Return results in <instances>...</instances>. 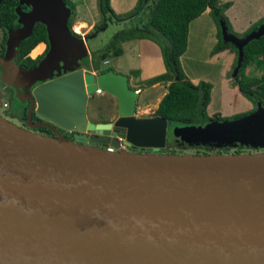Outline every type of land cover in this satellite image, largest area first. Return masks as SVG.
I'll list each match as a JSON object with an SVG mask.
<instances>
[{"label": "water", "instance_id": "95a60500", "mask_svg": "<svg viewBox=\"0 0 264 264\" xmlns=\"http://www.w3.org/2000/svg\"><path fill=\"white\" fill-rule=\"evenodd\" d=\"M15 11L21 27L8 33L0 67L14 68L21 41L44 26L47 52L18 78L31 89L27 121L32 113L41 121L27 127L54 136L0 116V264H264V151L159 154L167 121L135 117L138 93L127 78L76 70L87 48L71 36L63 0H18ZM220 27L238 50L235 76L243 47L264 34V24L242 39ZM98 93L115 98L113 123L88 121V98ZM57 128L93 135L89 142L105 147L74 144ZM175 133L188 143L264 150V106ZM120 139L153 153L120 151Z\"/></svg>", "mask_w": 264, "mask_h": 264}, {"label": "trees", "instance_id": "16d2710c", "mask_svg": "<svg viewBox=\"0 0 264 264\" xmlns=\"http://www.w3.org/2000/svg\"><path fill=\"white\" fill-rule=\"evenodd\" d=\"M74 15V7L63 0ZM16 0H0V30L4 36L15 30V8ZM98 11L105 23H110L114 19H120L128 23L122 30L115 33L107 42L99 54L104 60L109 56V52L119 43L132 40H148L156 44L160 50L164 73L141 81L146 87L153 85H164L166 94L159 102L155 115L160 114L167 121V134L179 128H190L204 125L210 122H222L247 116L256 110V104L261 102L264 106V34L258 39L251 40L243 47V59L237 74L233 76L232 88H236L241 96L249 101L253 108L248 113L236 115L231 118L222 117L219 113L208 114V105L211 101L212 85L208 82L199 81L192 83L184 74L180 58L187 50L188 29L190 23L197 19L201 14L208 10L209 16L216 25V43L210 55L229 51L234 55L232 71H234L237 60L238 50L232 43L224 42L221 34L220 22H224L228 33H232L231 25L225 15L231 3H220L219 0H137L135 6L124 14L117 15L110 6V0H98ZM71 16L68 21V29L74 39H81L79 34L72 32ZM105 24V25H106ZM264 24V18L260 19L256 26L250 27L245 32L243 38L249 33L256 31L259 26ZM96 27L93 30L96 31ZM19 29V28H18ZM94 31L89 34L92 36ZM46 31L42 24L37 23L32 34L21 41L17 49V62L25 57L24 65L36 67L41 59L32 60L26 55L30 52L39 53L46 43ZM116 56L119 51H114ZM29 53V54H30ZM254 64L256 69L261 72L260 77L255 78L247 75L246 70ZM81 63L79 62L78 67ZM112 70L111 67L99 71L105 73ZM134 78H138L137 71L133 72Z\"/></svg>", "mask_w": 264, "mask_h": 264}, {"label": "rangeland", "instance_id": "374dc122", "mask_svg": "<svg viewBox=\"0 0 264 264\" xmlns=\"http://www.w3.org/2000/svg\"><path fill=\"white\" fill-rule=\"evenodd\" d=\"M76 1L77 0L68 1L74 7V15L71 16V20H72L71 30L76 34H79L81 36L80 38L85 42L91 39L86 43V46L88 48L87 55L80 60L81 65L78 69L82 70L84 73L86 72V73H92L94 75H98L99 71L107 67V64L104 63V60L99 54V51L103 47H105L107 42L113 37L115 33L122 30V28H124V26H126L128 23H124V21L120 19H114L110 23L106 24L98 11V15H96L95 17H94L95 13L94 15L93 13H91L93 17L92 20L96 22L95 25L96 31L90 28L86 29L88 25L75 23L76 22L75 9L77 5L79 6V3L78 2L76 3ZM219 2L231 3V5L235 6L234 10L235 13L239 16L240 22L239 25H236L235 28H232L231 26L232 29L231 34L238 39H242L245 32L248 31L250 27L256 26L260 20L259 17H262V15L264 14V10H262L264 8V0H219ZM81 4L82 3H80V5ZM116 6H118L117 1H116ZM87 18L91 19L90 15H88ZM83 28L85 29L83 30ZM212 29H215L216 32V25L210 16L205 15L202 18L191 22L189 26V30H190L189 44L186 50V54L184 55L182 61L180 60V63L182 70L188 79L200 78L202 79V81L205 80L204 82H209L208 80H210V82H214V84H216L215 91L212 95V104L213 106H215V104L217 106L219 105L220 102V96H219L220 80H221L220 70L222 72L223 65H221V61L215 63L209 60L210 51L214 47V44L212 45L211 43H209L210 42L209 36L214 31ZM92 31H94V34L92 36L90 35V37H87L89 36V34H91ZM44 47H45V43H44ZM113 56H116L115 52L112 53L111 57ZM135 56H136V51H135ZM29 57L31 59L35 58L31 56ZM125 62L127 64L125 66H131V63H129V57L127 56L125 57ZM132 63L135 66L136 63L134 61ZM232 63L233 61L231 62V64H229V66H227V71L225 72V77L228 79L230 86L234 76L233 75L234 72L231 69ZM110 66L115 73L123 75L125 77L129 76L130 80L128 81V85L131 89L135 90L137 88H140L141 90L137 98L135 117L136 118L155 117L154 116L155 110L157 109L156 107H154V103H153L155 99H151L150 101L143 100V96L146 94L147 90L150 87H146L142 84H139L138 82L135 81V79L133 81V79H131L133 78L132 75L131 74L127 75V73L118 65H116L114 62H112ZM137 73L139 74V72ZM246 73L247 75L255 78H258L261 75V72L256 69L254 64H251L247 68ZM12 79L16 80L15 84L18 83L21 84L28 81V80H24L23 77L18 78V74L13 76ZM12 96L13 94L11 93V89L5 90L0 95V116L10 121L11 123L19 126L20 125L19 118L21 116L20 114L21 111L19 108H17L16 102L15 100H13ZM4 103H6V107H3ZM249 111L251 110L243 111L240 109L237 115L248 113ZM208 113L214 114V110L210 109ZM86 114L89 122L95 124L113 123L118 118L117 102L115 98L110 95L104 93L94 94L88 98ZM234 116L236 115L227 118H231ZM72 131L75 132V130ZM33 132L42 134L37 131H33ZM65 132H71V131H65ZM167 139L168 140L166 141L165 147L160 151H158L159 154L174 153L179 155H197V154L202 155L206 153L208 155L210 154L212 155L217 153L219 154L221 152H227V153L232 152V154L233 152H237V153L240 152L241 154H247V153L252 154V153L264 151L263 149L259 150L256 147L248 144H239V143H227V144H216V143H208V142L188 143L180 136H177L175 130L172 132L171 136L168 135ZM121 140L122 139H120V141ZM98 148H102V147H98Z\"/></svg>", "mask_w": 264, "mask_h": 264}, {"label": "crops", "instance_id": "0c3cea01", "mask_svg": "<svg viewBox=\"0 0 264 264\" xmlns=\"http://www.w3.org/2000/svg\"><path fill=\"white\" fill-rule=\"evenodd\" d=\"M97 1L98 0H77L76 3L78 2L79 6L77 5L75 9V15H76L75 23H81V24L88 25L86 29L90 28L93 30V27L96 25V22L92 20L93 17L91 13H93V15L95 13L94 17L98 15ZM116 1H117L118 6H116ZM136 2L137 0H110V6L115 14L120 15V14H124L130 11L135 6ZM80 3L82 4L80 5ZM234 8L235 6L231 5V7L225 12V15L230 25L232 26V28H235L236 25H239V22H240L239 16L235 13ZM262 10H264V8ZM88 15H90L91 19L87 18ZM205 15L209 16L208 10H206L203 14H201L195 20H198ZM262 18H264V14L262 15V17H259V19H262ZM84 29L85 28H83V30ZM212 30L214 31L209 36L210 37L209 43H211L212 45L213 44L215 45L216 32H215V29H212ZM189 40H190V30L188 29L187 47L189 44ZM87 42H85V46ZM115 50L119 51V55L111 57L112 53ZM135 51H136V56H135ZM185 54L186 52L181 56L180 58L181 61ZM126 56L129 57V63H131V66H125L127 65L125 62ZM233 58H234L233 54H231L229 51H224L222 53L215 54L213 56L210 55V59H209L210 61H213L215 63L218 61H221V65L223 66H222V72L220 70V75H221L220 93H219L220 102H219V105L217 106L216 104L215 106H213L212 104V95L215 91L216 84L206 79L209 81L208 83L212 85L211 101H210V104L208 105L207 110L209 111L210 109H213L214 113H219L222 117H230L233 115H237L240 109L243 111H247V110H252L253 108L252 104L248 102L247 100H245L244 97L240 95V93L238 92L236 88H232L230 86L228 79L225 77L227 66L231 64V62L233 61ZM133 61L136 63L135 66L132 63ZM112 62H114L116 65L122 68L127 73V75H130V74L132 75V73L135 71L139 72L138 78H134L133 75H132L133 78H131L133 79V81L135 79V81L138 83H140L141 81L150 79L152 77L161 75L165 71L161 53H160L158 46L148 40H132V41L124 42V43H119L114 49H112L109 52V56L104 59V63L107 64V67H111L110 65ZM15 68L17 67L14 66V68H12V73L14 72ZM12 77L4 78L0 75V95L3 93L2 92L3 90H6L7 86H9L10 84L14 85L16 87L15 88L16 92L12 93L13 94L12 98L13 100H15L17 108H19L21 113H23L24 111L23 107L25 106V100L21 97L22 93H19V86L15 84V82L13 81L15 79H12ZM126 77H127V80L129 81L130 80L129 76H126ZM189 79L194 84L198 83L199 81H202V79L200 78H189ZM134 91H136L138 95L141 92L140 88H137ZM166 92H167L166 87L164 85H159V84L153 85L147 90L146 94L143 96V100L150 101L151 99H155L153 103H154V107L157 108L159 102L161 101L163 96L166 94ZM3 107H6V103L3 104ZM147 118H150V117H147Z\"/></svg>", "mask_w": 264, "mask_h": 264}, {"label": "flooded vegetation", "instance_id": "af4514ba", "mask_svg": "<svg viewBox=\"0 0 264 264\" xmlns=\"http://www.w3.org/2000/svg\"><path fill=\"white\" fill-rule=\"evenodd\" d=\"M16 2L18 3V0H16ZM17 6H18V4H17ZM15 10H16V8H15ZM20 11L27 13V12L30 11V7L20 6ZM15 14H16V11H15ZM14 25L16 26L15 30L21 27V25L18 23V16L17 15H16V19H15ZM6 40H7V36L5 37L3 31L0 30V58L4 57V55H5V52H6ZM40 46H43V49L39 53L34 54L33 52H31V53L29 52L30 54L28 53L26 55V57L27 58H30L29 56L35 57L32 60H36V59H39V58L42 59L44 57V55L46 54L48 48L46 47V45L44 47L43 44L40 45ZM24 62H25V57L17 62V55H16L14 60H13V65L17 66L18 69L15 68L14 72L12 73V68H9L8 73H7V71L4 72L2 67H0V75L2 77H4V78L5 77L6 78H10V77L15 76L16 74H18V72H20L21 70H30V69L33 68V66L24 65ZM13 81L15 82L16 80H13ZM39 84L40 83H37L35 86H37ZM16 85L19 86V93H22L21 97L25 100V106L23 107L24 111H23V113H20L21 116L19 118V121H20L19 127H22L24 129H28V130H31V131H37V132H40V133H42L44 135H47V136H54V133H52L50 130H48L45 127H40V128H37V129L36 128H32V127L31 128L27 127V126L39 125L41 123V121L39 119H37V117H35L34 113H32L30 121H27V116H28L27 112H28V108H29V104L30 103L28 102L25 93H28V92L31 91L30 89L27 88L28 82L21 83V84L18 83ZM15 88L16 87L14 85L10 84L9 86L6 87V90L7 89H11V93H15L16 92ZM4 91L5 90H3L2 92H4ZM56 131L59 134L63 135L66 139H68L69 141H71L74 144L93 146V147H102V148L105 147L103 144H91L89 142V139L93 138L95 136L90 135V134H85V133L83 134V135H86V137H88L86 139V138L78 137V133L76 131L75 132L74 131L65 132V131L60 130L58 128L56 129ZM167 138H168V134H166V141L168 140ZM124 145H125L124 146V151L130 152V153H153V151L149 150L148 148H142V147H137V146L128 145V144H124ZM219 154H232V152H230V153L221 152ZM233 154H241V153L240 152L239 153L233 152ZM202 155H208V154L204 153Z\"/></svg>", "mask_w": 264, "mask_h": 264}, {"label": "built area", "instance_id": "2783aa9c", "mask_svg": "<svg viewBox=\"0 0 264 264\" xmlns=\"http://www.w3.org/2000/svg\"><path fill=\"white\" fill-rule=\"evenodd\" d=\"M5 106V105H4ZM124 143H123V141L121 140L120 141V151L122 150V151H124ZM107 152H110V153H113V152H116V151H118L117 149H115L114 147H112V146H108L106 149H105Z\"/></svg>", "mask_w": 264, "mask_h": 264}, {"label": "bare ground", "instance_id": "6f19581e", "mask_svg": "<svg viewBox=\"0 0 264 264\" xmlns=\"http://www.w3.org/2000/svg\"><path fill=\"white\" fill-rule=\"evenodd\" d=\"M98 94H100V93H98Z\"/></svg>", "mask_w": 264, "mask_h": 264}]
</instances>
